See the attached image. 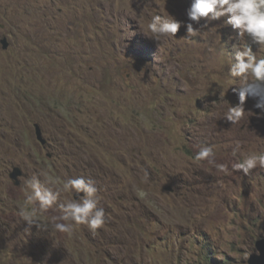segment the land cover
I'll return each mask as SVG.
<instances>
[{"label": "rangeland", "instance_id": "obj_1", "mask_svg": "<svg viewBox=\"0 0 264 264\" xmlns=\"http://www.w3.org/2000/svg\"><path fill=\"white\" fill-rule=\"evenodd\" d=\"M190 3L0 0V264H211L201 239L214 264H247L256 252L264 169L244 176L231 165L264 152V117L251 96L238 123L224 117L239 102L227 66L250 39L222 20L198 37L184 26L159 43L143 33L156 14L188 22ZM203 146L227 174L194 160ZM32 177L54 192L69 178L94 181L104 226H28L19 212ZM73 199L61 192L58 204ZM59 215L56 206L41 219Z\"/></svg>", "mask_w": 264, "mask_h": 264}, {"label": "clouds", "instance_id": "obj_2", "mask_svg": "<svg viewBox=\"0 0 264 264\" xmlns=\"http://www.w3.org/2000/svg\"><path fill=\"white\" fill-rule=\"evenodd\" d=\"M187 17L188 22H184L174 17L169 19L160 14L153 15L147 24V31L143 33L159 43L162 37H176L178 30L184 26L187 37H198L209 22L222 20L224 25L231 26L240 40L249 38L251 43L237 47L232 62L227 66L230 80L239 81L234 84L237 87L232 88L239 102L228 107L224 117L231 124L243 119L245 101L249 96L257 98L255 107L260 109L257 115L264 117V58H258L252 46L255 44L257 49L264 48V0H191ZM201 20H204L203 25L200 24ZM239 149L240 145L237 144L233 148V156L238 154ZM194 160L207 161L218 172H229L228 165L217 163L216 153L211 146L200 147ZM257 168L264 169V152L250 153L231 165V171L244 176ZM61 192L71 193L78 198L58 204ZM25 193L26 208H22L19 215L28 226L70 234L73 224L84 225L95 235L105 224V211L98 207V188L91 179L69 178L54 192L44 187L37 177H32L25 182ZM56 206L60 215L52 218L51 225L43 222L41 215Z\"/></svg>", "mask_w": 264, "mask_h": 264}, {"label": "water", "instance_id": "obj_3", "mask_svg": "<svg viewBox=\"0 0 264 264\" xmlns=\"http://www.w3.org/2000/svg\"><path fill=\"white\" fill-rule=\"evenodd\" d=\"M1 48L7 49L9 46V42L5 36L0 39ZM35 133L37 140L45 145L47 140L43 136V132L41 126L38 123L34 124ZM23 172L20 166H14L12 170L9 172V178L13 181V184L19 186L21 183L20 177L22 176ZM74 198H78L75 197ZM255 248L256 252L250 254L247 259V264H264V236L259 237L255 241Z\"/></svg>", "mask_w": 264, "mask_h": 264}, {"label": "trees", "instance_id": "obj_4", "mask_svg": "<svg viewBox=\"0 0 264 264\" xmlns=\"http://www.w3.org/2000/svg\"><path fill=\"white\" fill-rule=\"evenodd\" d=\"M199 242H201V245L204 246L207 250V253L204 256L205 260H208L209 263L214 264L212 261V253H211V251H209L210 250L209 247L210 248L212 247L210 242H208L207 240H204V239L199 240Z\"/></svg>", "mask_w": 264, "mask_h": 264}]
</instances>
